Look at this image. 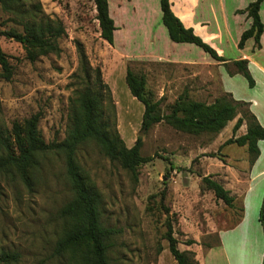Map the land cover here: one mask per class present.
Returning a JSON list of instances; mask_svg holds the SVG:
<instances>
[{
    "label": "rangeland",
    "instance_id": "obj_1",
    "mask_svg": "<svg viewBox=\"0 0 264 264\" xmlns=\"http://www.w3.org/2000/svg\"><path fill=\"white\" fill-rule=\"evenodd\" d=\"M33 3L40 5L43 15L60 21L64 34L57 40L58 53L40 56L34 62L25 59L19 43L0 35V50L12 67L11 79H0V128L10 129L13 122L40 113L38 129L44 141L63 140L69 101L79 87L74 75L78 72L77 44H80L89 66L99 70L101 81L111 93V102L102 100V118L115 124L126 147L140 138L141 155L152 157L137 168L135 180L92 143L81 146L77 152L82 174L98 196L102 224L118 231L108 254L109 264H176L164 239L168 222L179 250L192 251L196 261L198 257L205 264H214L212 254L205 251L216 243L217 230L238 220L240 209L248 230L254 233L255 228L264 239L258 221L264 177L258 178L254 185L247 184L242 168L239 170L232 159L234 156L241 159L240 166H245L248 173L244 148L221 147L223 139L232 134L231 122L218 135L186 134L164 122L142 129L143 105L129 93L125 68L119 67L115 59L109 60L108 46L105 48L100 40L93 1L34 0ZM9 18L0 9V31L20 30ZM127 66L146 77L153 99H162L163 114L169 112V106L184 89L188 92L191 89L188 87L194 86L188 67L147 62H129ZM214 70L222 92L232 94L235 101L249 103L251 113H258L264 122V76L254 67L248 68L254 82L249 87L233 67ZM216 81L212 84L211 98L203 92L188 93L189 96L212 102L214 97L224 94ZM202 89L206 90L205 85ZM209 153H219L224 156L223 161L219 156H205ZM39 161L28 186L15 174H0V251L19 255L12 264H66L64 258L53 255L62 231L59 211L71 198L63 158L49 152ZM221 164L229 165L227 173L221 170ZM204 176L232 189L235 207H226L204 190L201 183ZM188 240L195 243L187 246ZM254 258L253 252L249 264H253Z\"/></svg>",
    "mask_w": 264,
    "mask_h": 264
},
{
    "label": "trees",
    "instance_id": "obj_2",
    "mask_svg": "<svg viewBox=\"0 0 264 264\" xmlns=\"http://www.w3.org/2000/svg\"><path fill=\"white\" fill-rule=\"evenodd\" d=\"M34 0H0V9L10 15L13 23L20 30L10 28L0 31V35L16 41L25 53V59L34 62L40 56L58 53L57 40L64 34L60 21L52 20L43 15L40 5ZM98 22L99 36L109 45L113 44V32L116 29L108 13L107 0H92ZM28 3V4H27ZM262 0L249 3L238 13L245 14L251 20L250 27L245 30L238 41L237 47L242 49L246 40H254V48H260V37L263 24L259 10ZM161 21L166 28L168 37L174 43H188L199 47L213 60L225 63L214 49L196 36L192 29H186L170 10L169 0H159ZM78 72L74 75L79 86L73 91L69 101L65 136L60 142L46 143L38 129L40 113L12 123L10 129L0 128V174H15L28 186L30 175L39 165V159L49 152L58 153L63 158L65 177L71 193L70 200L64 204L59 217L62 220V231L57 239L53 255L64 258L66 264H109V251L113 246L114 236L118 231L106 227L100 220L98 196L90 187L82 174L77 161V152L81 146L92 143L111 162L117 163L122 169L130 172L136 180V170L152 157H143L140 153L141 139L137 138L131 147H126L115 124L104 120L101 111L103 98L111 102V93L100 79L98 69L89 66L85 53L77 44ZM246 60L232 62L235 72L240 73L253 87ZM92 75L93 78H92ZM12 67L6 55L0 50V79L9 81ZM125 83L133 98L143 105L141 120L142 129H150L161 122L174 130L186 134L199 135L207 133L218 135L226 125L236 118L232 127V136L222 146L236 145L246 147L249 164H253L259 156L257 143L264 142V126H261L249 109V103L235 101L229 93L216 97L206 103L192 99L187 90H183L169 106V112L161 113V100H154L148 91L146 77L133 71L128 66L125 70ZM104 91V92H103ZM240 114V117H237ZM245 123L246 132L235 137V133ZM207 157L224 156L209 153ZM204 190L210 191L217 201L226 207L233 208L235 198L230 191L210 176L201 178ZM258 221L264 233V195L259 210ZM237 223L234 222L235 225ZM216 244L218 243L217 235ZM164 239L167 241L169 253L176 264H199L192 251L178 249V241L173 235L168 222ZM195 241L188 240L190 246ZM207 248H211L208 246ZM15 252L0 251V264H12L18 261ZM261 264H264V253Z\"/></svg>",
    "mask_w": 264,
    "mask_h": 264
},
{
    "label": "crops",
    "instance_id": "obj_3",
    "mask_svg": "<svg viewBox=\"0 0 264 264\" xmlns=\"http://www.w3.org/2000/svg\"><path fill=\"white\" fill-rule=\"evenodd\" d=\"M253 1L255 0H169L171 12L184 28L192 29L196 36L226 60L225 63L213 60L193 44L172 42L161 21L159 0H107L108 13L116 29L113 32L112 45L101 38L100 40L105 48L108 46L109 60L115 59L117 63L119 62V67L123 66L125 70L129 62L172 64L191 68L190 78L193 79L194 86L188 87L191 88L188 93L203 92L209 99L213 93L212 84L217 80L214 73L216 67L224 66L230 70L232 67L235 68L232 62L246 60L248 68L252 66L264 76V30L260 37L259 49L254 48L252 38L246 40L242 49L237 47L241 34L251 25V20L238 11L245 9ZM259 16L264 28V0L260 5ZM216 82L220 92L226 93L220 89L218 80ZM204 85L206 90L202 89ZM253 104L255 102L252 106ZM254 114L258 123L264 126L260 115ZM234 123L235 121H231L230 126L233 127ZM245 132L246 125L243 123L235 133V137ZM226 140V138L223 139L221 144ZM257 146L259 156L253 164H249L248 155H245L249 164L248 173L244 170L245 166H240L241 159L235 156L232 158L238 164V169L242 168L241 172L247 184L254 185L258 178L264 177V161H262L264 160V142L259 141ZM241 148H244L246 152V147ZM220 168L227 173L226 168L230 167L221 164ZM254 169L257 170L255 173H253ZM223 187L236 199L232 189L224 185ZM236 221L235 225L217 230L218 243L211 245V248H207L205 252L208 255L212 254L214 264H249L251 253L254 252L253 264H261L264 253L262 233L258 231L257 234L255 228L254 233L248 230L247 220L241 209ZM197 262L205 264L198 257Z\"/></svg>",
    "mask_w": 264,
    "mask_h": 264
},
{
    "label": "water",
    "instance_id": "obj_4",
    "mask_svg": "<svg viewBox=\"0 0 264 264\" xmlns=\"http://www.w3.org/2000/svg\"><path fill=\"white\" fill-rule=\"evenodd\" d=\"M141 133H139V135H140Z\"/></svg>",
    "mask_w": 264,
    "mask_h": 264
}]
</instances>
